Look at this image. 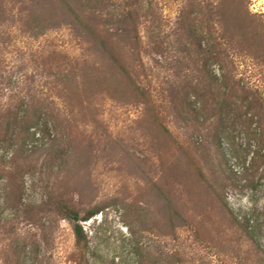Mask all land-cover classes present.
Masks as SVG:
<instances>
[{
  "label": "rangeland",
  "instance_id": "374dc122",
  "mask_svg": "<svg viewBox=\"0 0 264 264\" xmlns=\"http://www.w3.org/2000/svg\"><path fill=\"white\" fill-rule=\"evenodd\" d=\"M69 7L115 41L132 9L139 46L117 43L132 73L123 91L82 88L59 111L50 64L117 69ZM209 37L227 54H209ZM227 73L241 114L224 128L241 159L209 132L221 125L216 92L190 85ZM31 102L48 125L28 132L13 115ZM201 103L202 115L188 113ZM0 115V264H264V157L253 155L264 156V0H0ZM46 127L53 143L41 141Z\"/></svg>",
  "mask_w": 264,
  "mask_h": 264
},
{
  "label": "trees",
  "instance_id": "16d2710c",
  "mask_svg": "<svg viewBox=\"0 0 264 264\" xmlns=\"http://www.w3.org/2000/svg\"><path fill=\"white\" fill-rule=\"evenodd\" d=\"M69 11L72 15L75 16L76 24L82 25L83 37L86 40H88L87 43L96 47V50L98 51V54L102 57L103 61L108 62V63L111 62L113 65L117 66V69L116 71L114 69H110L108 71V70H101V68L91 69L86 66L88 69H91V70H87V68L84 66V68H86L85 70L84 68H80V66H78V68L73 67V69L71 70L67 69L68 71L64 73V71L62 72L58 70V68H60L59 66L54 67L52 64H50V66L48 67L49 69L47 71V76H49L48 77L49 80L46 81V84L50 86V90L54 93L56 100L60 101V106H62V108H60L59 111H61V109L65 110V106L74 105L76 102L75 101V98L77 95L76 93L80 92L82 88L84 91L89 90L91 92L92 91L91 88L94 86H104V88L107 90L110 89V86H113L111 89H114L117 86L118 88H120L121 91H123V89L125 88L121 84V82H123L124 80L123 76L130 78L132 73H131L130 66L128 65V62L125 61L127 54L124 53L125 50L123 48L118 50V45L120 43L119 44L117 43L118 42L122 43L125 41L126 43L135 42L136 45L139 46L138 29H137V25H135L136 23L135 11H133L132 9L126 11L125 13H122L119 17L120 20L118 22L122 25H125L123 29L117 31V33L120 34V35H117L119 37V41L114 40L113 38L114 34L110 35L111 31L104 30L102 29L103 27H100V25H102L103 23L99 24L98 26L96 25V22L94 20L93 21L89 20L90 24H86L84 19L79 14L73 12L72 8L70 9L69 7ZM217 16L220 22H222L220 14L219 15L217 14ZM192 32L196 34L195 31H192ZM219 32L221 33L220 39L227 42L230 49H232L234 52H237L239 54L247 53L250 56H252V53L249 48L246 50L241 49L242 46H240L239 43L235 41L236 32L229 31L228 29L224 30L222 29V27ZM213 33L214 31L212 30L210 31L209 35L212 36ZM214 39L215 38L213 37H209V43H208L209 48L207 52L211 55L216 54L219 56L222 54L223 55L227 54V52H225V49L221 48L222 44L217 43L216 41L214 42ZM196 50L198 54L202 52L201 43L197 45ZM205 65H207V63ZM64 70H66L65 67H64ZM228 75L229 73L223 75L221 79L217 78L216 81L210 75L209 77L205 78V80L203 81L195 80V83H190V85L192 86L193 90L196 91L195 94L196 95L199 94L202 97H204V95L207 94L208 91L210 90L213 92H216L214 93L213 96L217 98L216 105L219 107H217L218 112L216 113V115H213V118L217 119L218 117L217 120L221 122L220 123L221 125L220 127L218 126L217 128H215L214 133H212L211 129H210L211 131L209 132L213 136L214 140H218L219 142H221V139L228 140L230 143L228 144L230 149L228 148L227 150V151L230 150L229 154H232V156L241 159V155L239 153L242 152L243 150L239 151V149L235 147V143H233V140H234L233 135L229 131H227L226 128H224V126L228 125L227 123L231 120L229 116L231 112L236 113L235 115L236 120H238L237 118H239L240 116L238 114H241V113H237V112H240L241 110L240 108H237L238 107L237 104L228 102L229 98H232L235 96L232 93L234 92L235 90L234 86L236 85V82L233 79H231V77ZM215 83L219 85H217L216 87ZM213 86L216 87V89ZM71 87L73 90L70 89ZM32 102L30 106H28L29 108L26 111H24V115L22 117L18 116L19 115L18 112L13 115L16 123L21 122L20 125L27 123L26 127L28 128L26 130L28 132L32 128L38 126L39 123L42 122V120H46L45 123L46 125H48V118H47L48 114H44L42 109L39 110V108L36 107L37 105L35 106V103L33 104ZM242 102L245 104L243 109H250L253 107V104H254V102L249 103L248 98L246 97L243 98ZM51 104L53 105L56 104L55 100H52ZM205 107L206 105L202 103L199 104L198 107L194 105V107H192L191 110L190 109L188 110V113L189 114L194 113L195 118H198L199 115H202V113H204L206 109ZM3 118H4V115H0V122L3 120ZM41 132L43 136L41 140L42 142L48 140L51 143H53V141L51 140V134L49 133L48 127H46ZM6 142H9V140L0 139V143H6ZM23 142L25 143V141ZM23 142L18 141L19 147L22 149L25 146ZM247 150H244V151H247ZM218 151L220 152V154H222V159H224L225 164H226L227 163L226 161L227 151L224 150V148H221V146H218ZM260 151L261 149L257 152H254L253 154L254 156L257 157V161L264 157L262 155H259ZM97 214L98 213L95 211L89 213L88 216L86 217V220L91 219ZM74 231H75V236H76L77 241L81 243L84 239L82 227L77 225L75 226Z\"/></svg>",
  "mask_w": 264,
  "mask_h": 264
}]
</instances>
